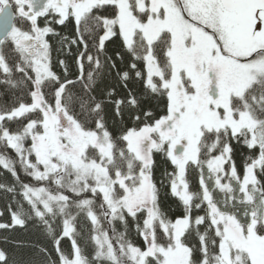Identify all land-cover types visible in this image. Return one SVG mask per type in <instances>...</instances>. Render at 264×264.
I'll use <instances>...</instances> for the list:
<instances>
[{"label":"snow or ice","instance_id":"obj_1","mask_svg":"<svg viewBox=\"0 0 264 264\" xmlns=\"http://www.w3.org/2000/svg\"><path fill=\"white\" fill-rule=\"evenodd\" d=\"M0 85V230L42 264H264V0H0Z\"/></svg>","mask_w":264,"mask_h":264},{"label":"trees","instance_id":"obj_2","mask_svg":"<svg viewBox=\"0 0 264 264\" xmlns=\"http://www.w3.org/2000/svg\"><path fill=\"white\" fill-rule=\"evenodd\" d=\"M54 27L56 28L57 31L61 32L62 34L70 35L74 31L72 25H69L68 27L55 25ZM49 40L51 41L53 46L52 56H53L54 70L60 74H63V70L56 63V60L64 59L66 60V63L68 64L69 67L70 78H74L76 72V68L74 64V56L66 55L64 53H58L57 52L58 45L56 43L55 38L49 37ZM114 48L115 45L112 42H108L107 50L109 55L112 54ZM73 53H75V48H73ZM13 99L14 97H12L10 94H7L4 91V86L0 85V105L10 102ZM155 103H156L155 101H146L145 106L146 107L150 105L154 106ZM125 120L127 121V116H125ZM128 123L130 124V121ZM247 154L248 152L246 149L241 151L239 148H237L236 160L238 166L242 164L244 156H246ZM156 161H157V165L155 171V179L159 186L164 169L167 168L168 170H171V166L166 161H164L159 156V154H157L156 156ZM0 183H9V184L11 183V177L7 173H3L2 170H0ZM166 193H167V188L161 187V203L165 208V210L169 213V215L175 216L177 214L176 203L174 199L169 195H166ZM8 202H9V197L3 193H0V212L3 213V215L0 216V222H9L10 217L7 211ZM17 242H20V244H17ZM37 243L45 244L46 242L39 239L35 231L31 228H29L28 230L18 228L16 230H10L7 232L0 230V250H4L7 253L9 258V264H42V257L39 254H37V250L33 246ZM83 243L84 241L82 240L81 244L83 245Z\"/></svg>","mask_w":264,"mask_h":264}]
</instances>
